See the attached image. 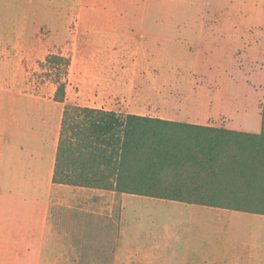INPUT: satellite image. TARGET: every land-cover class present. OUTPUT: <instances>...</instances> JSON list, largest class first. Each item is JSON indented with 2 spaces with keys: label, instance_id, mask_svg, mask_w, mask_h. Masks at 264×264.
<instances>
[{
  "label": "crops",
  "instance_id": "obj_1",
  "mask_svg": "<svg viewBox=\"0 0 264 264\" xmlns=\"http://www.w3.org/2000/svg\"><path fill=\"white\" fill-rule=\"evenodd\" d=\"M35 1L0 0V14L40 6ZM186 18L176 43L187 56H68L66 103L55 101L54 84L51 94L41 95L39 86L27 91L24 56L0 54V264H85L89 258L97 264L105 257L120 264L136 258L127 250L125 211L142 196L54 182L64 110L67 104L213 126L217 92L209 77L222 78L227 68L216 66L215 53L203 52L204 46H235L223 56H242L249 54L242 47L264 45V0H225L221 8L199 7L196 21ZM6 30L0 19V47ZM193 46L206 56H194ZM201 92L207 94L202 107ZM234 212L226 216L223 264H264V215Z\"/></svg>",
  "mask_w": 264,
  "mask_h": 264
},
{
  "label": "rangeland",
  "instance_id": "obj_2",
  "mask_svg": "<svg viewBox=\"0 0 264 264\" xmlns=\"http://www.w3.org/2000/svg\"><path fill=\"white\" fill-rule=\"evenodd\" d=\"M50 1L61 7L48 8L46 0H39L35 1L38 7L22 12L9 9L0 14L7 24V42L0 47L1 56H24L23 67L28 73L24 87L36 91L39 86L41 95L51 94L54 89L42 67L48 55L187 56L176 43L177 29L186 17L196 21L199 7L221 8L225 2ZM231 47L235 48L220 44L203 49L215 53L216 66L224 64L227 68L224 77H209L217 92V104L209 120L212 127L259 133L264 103V45L242 47L249 50L248 55L223 56ZM193 49L194 56H206L203 52L197 54L200 46ZM206 97L201 92V107ZM125 212L127 250L136 258L132 262L124 259L120 264H223L229 245L226 216L234 211L137 197L130 200ZM192 253L196 256L188 259ZM85 264L95 263L89 258ZM97 264H112L111 258L105 257Z\"/></svg>",
  "mask_w": 264,
  "mask_h": 264
},
{
  "label": "trees",
  "instance_id": "obj_3",
  "mask_svg": "<svg viewBox=\"0 0 264 264\" xmlns=\"http://www.w3.org/2000/svg\"><path fill=\"white\" fill-rule=\"evenodd\" d=\"M71 63L42 64L58 103ZM54 182L264 215V103L259 133L66 104Z\"/></svg>",
  "mask_w": 264,
  "mask_h": 264
}]
</instances>
